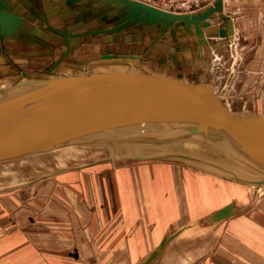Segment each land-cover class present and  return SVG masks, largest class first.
<instances>
[{
	"label": "water",
	"instance_id": "water-1",
	"mask_svg": "<svg viewBox=\"0 0 264 264\" xmlns=\"http://www.w3.org/2000/svg\"><path fill=\"white\" fill-rule=\"evenodd\" d=\"M33 1L38 5L42 2ZM58 1L72 14H76L74 9L89 12L84 18H73L76 25L84 22L89 29L91 20H97L105 26L104 30L83 33L70 31L73 28L48 27L65 39L66 56L72 52L71 45L77 46L91 35L107 33L117 37L125 32H139L140 40L143 35L153 36L152 47L161 57V64L179 67L197 51L202 56L204 47L210 42L219 40L220 44L229 46L236 37L235 22L227 13L224 0H215L209 8L192 14L166 12L139 0ZM34 21L30 12H23L20 3L0 0V43L11 38L21 40L24 36H34L33 26H27L30 22L35 25ZM109 22L110 28L107 27ZM192 38H195L193 44ZM169 42L175 46L166 52L165 44ZM115 58L139 60L134 52ZM62 60L45 71L47 75H29L23 82L0 89V160L119 134H135L124 131L129 125L147 123L155 127L149 130L152 133L187 136L219 146L249 174L176 154L139 159L178 160L224 179L264 185V115L222 109L207 87L203 92V83L194 87L181 73L175 76L155 72L141 75L119 69L90 77L53 78L55 75L52 74L60 69ZM201 96L206 102L200 100ZM143 133L149 132H136ZM234 212L235 203L231 202L211 214L209 223L227 220ZM178 233L163 238L138 264H158L170 244L179 237Z\"/></svg>",
	"mask_w": 264,
	"mask_h": 264
},
{
	"label": "crops",
	"instance_id": "crops-1",
	"mask_svg": "<svg viewBox=\"0 0 264 264\" xmlns=\"http://www.w3.org/2000/svg\"><path fill=\"white\" fill-rule=\"evenodd\" d=\"M10 1L20 3L23 12H30L37 27L27 23L35 29L34 36L5 41L8 51L18 48L12 47L14 43L31 47L35 53L43 50L30 38H41L65 51L66 46L51 35L46 22L52 19L49 24L57 30L76 31L86 25H76L72 16H65L58 0H42L39 5L33 0ZM244 1L258 2V6L253 5L258 8L247 5L248 11L242 13L248 15L247 19L234 11V2L224 0L235 22L236 37L231 46L236 50L240 34H250L245 27L253 26L252 17L257 16L264 35V0ZM5 59L1 54L0 61ZM231 75L234 84L236 71ZM204 80L201 78L198 84H204ZM205 85L215 88L208 82ZM140 173L143 184L131 191L109 173H102L87 175V180L79 182L52 180L31 192L1 198L0 264H138L163 238L178 231L179 237L158 264H264V199L250 197L247 202L237 203L232 198L213 206L203 203L202 196L198 200L191 179L196 175L189 170L176 169L161 175L152 170ZM231 202L235 203L232 217L209 223L211 214Z\"/></svg>",
	"mask_w": 264,
	"mask_h": 264
},
{
	"label": "rangeland",
	"instance_id": "rangeland-1",
	"mask_svg": "<svg viewBox=\"0 0 264 264\" xmlns=\"http://www.w3.org/2000/svg\"><path fill=\"white\" fill-rule=\"evenodd\" d=\"M231 2L235 4L233 7L234 11L242 15L245 19H247L248 15L242 13L248 11L249 6L247 5L249 4L250 7H254V4L258 6V2L254 1L230 0V3ZM262 4H264V2H262ZM65 12L67 13L65 15L67 17L70 15L72 17L74 16L71 11ZM74 12H76V9H74ZM39 15L44 21L43 12H40ZM252 18L254 19L253 26H250V28L245 27L246 31H250V34H240L236 44L237 50L231 45H222L220 41L217 40L204 47L202 56H200V52L197 51L188 57L185 65L179 67H175L174 64L169 66L161 64V57L156 54L154 47H152L153 36L151 35H143L141 40L138 38L139 32L136 34L125 32L122 36L117 34V37L113 35H92L89 38H84L80 44L75 46L60 69L55 71V74L52 75H55L53 78H60V76L90 77L95 74L119 69H126L129 72L141 75L155 72L175 76L181 73L183 74V79L194 87L199 86L198 81L201 78L205 79V82L213 84L215 88L209 87V91L216 97V104L222 109L232 112L264 115V35L263 32L259 30L257 16ZM49 22L51 24L53 20L49 19ZM95 23H97V25ZM95 23L91 24L90 22L89 29L86 25L79 29L91 30L92 28H97L98 25L99 27L104 26L97 21ZM110 24V22L107 23L108 28L111 27ZM106 37L109 38V40L111 38V43L109 41L107 42ZM30 40L43 47V50L39 49L35 53L32 51L31 47L19 46L14 43L15 45L12 47L18 48L14 50L10 48L9 51L7 50L9 58L7 57L3 62L0 61V89L19 82L24 78H29V75H47L45 74V71L49 70L47 67L64 52L62 48L50 50L48 44L41 38H30ZM194 41L195 38H192V44ZM28 43L30 42L28 41ZM174 46L172 42L166 43V52ZM149 51L150 53L147 54ZM133 52L139 56V60L129 59L128 61H123L121 58H115L117 55L122 54L130 56ZM238 55L240 57L237 59L236 57ZM234 71H236V77H234L235 80L233 84L230 81L233 78L231 73ZM22 72L24 73L22 74ZM32 78L33 77L30 79ZM205 82L203 92L206 91ZM200 100L206 102L203 96L200 97ZM216 104H214V106L217 107ZM37 155L39 156H33V158L23 156L25 160L23 159L21 162L27 161L31 163L26 167L25 171L27 173L46 171L56 165L55 161L61 159L68 160L69 158L72 159L76 156V158H78V156H80L70 151L55 150L54 148L47 149L45 152H38ZM11 162L12 161L2 162L0 164V187L20 181L23 178L21 174H5L13 168L15 163ZM148 168H151L150 170H152L155 175L169 173L171 170L176 169H186L193 172L196 178H190L194 182L193 186L198 190V200L202 196L204 197L203 203L213 206H217L223 201L232 198L239 201L237 194L248 201L250 198L249 193L253 189V186H249V184H242L231 180L224 181L225 179L210 176L209 178H211V181H206L205 178H203L206 184L204 181L199 183L200 176L198 172L200 171L178 162L122 161L43 180L27 188L9 192L8 194H0V199L10 197L21 191L31 192L38 187L46 185L52 180L66 183H70L74 180L75 182H79L81 180H87V175L97 176L102 173H109V175L114 178V181L121 183L123 187H125L126 191H131L135 185L138 184L140 186L143 184L140 171L146 172L147 174V171H150ZM213 180L221 182H219L218 186L220 193L218 196H220V198L216 195L217 192L214 187L216 183L213 182ZM222 182L226 183L223 185ZM155 184L157 187L159 183L156 182ZM200 191L204 193L201 194ZM259 193L256 192V199L263 200L264 191ZM243 199L241 202H246Z\"/></svg>",
	"mask_w": 264,
	"mask_h": 264
},
{
	"label": "bare ground",
	"instance_id": "bare-ground-1",
	"mask_svg": "<svg viewBox=\"0 0 264 264\" xmlns=\"http://www.w3.org/2000/svg\"><path fill=\"white\" fill-rule=\"evenodd\" d=\"M48 24L49 22H46V25L50 27V24L49 25ZM49 31L50 32L52 31L53 33H51V35L55 34L57 39H59V41L63 45L66 46V49H68L67 45L65 44V39L62 36L56 34L53 30L49 29ZM72 31H75V28H73ZM71 46H72V51H73L74 46L73 45ZM25 80L26 78L22 79L20 82H23ZM127 128L128 130L124 131L125 133L133 132L135 134H126V135L119 134L117 136H113L110 138H103V139L88 141L84 143L69 144L65 146L55 147L54 148L55 150L70 151L72 153L79 154L80 156H78V158H76L77 157L76 156L72 159L69 158L68 160L61 159V160L55 161L56 165H54L51 169H48L46 171L27 173L25 171L26 167L31 163L27 161L25 162H21V161H23V159L25 160V157H28V158H33V156L37 157L39 156L37 155L38 152H45L47 149L41 150V151L30 152V153L22 154L19 156H14V157L0 160V164L2 162H8V161H12L13 163H15L13 165V168L10 169V171H8L5 174H10V175L21 174L23 176V178L20 181L13 182L9 185L0 187V194H7L9 192L27 188V187L37 184L40 181L51 179L57 176H64V174H67V173L78 172V171L86 170L89 168H94V167L108 165V164H114V163L122 162V161L178 162V163H182L186 166L195 168L196 170L200 171L198 172L200 176L199 183L203 181L205 183V180L211 181V178H209V176L214 177V178L218 177V178L224 179L220 175H217L215 173L209 172L207 170L198 168L196 166H193L191 164L178 161V160H171V159L142 160V159H139L144 156L159 155V154H165V153L201 159L203 161H207L210 163H214V164L222 165L225 167H229L231 169L238 170L241 173L249 174V171L244 166H242L232 157L227 155L222 148H220L219 146H215L207 141L196 140V139H193L187 136H174V135H170L166 133H154V132L152 133L150 131L153 130L155 127L152 126L151 124L148 125L147 123L145 124L140 123L138 125L137 124L129 125L127 126ZM136 132L137 133L138 132H149V133L148 134H145V133L136 134ZM132 157H135V158H132ZM203 178H205V180ZM226 180L228 179H225L224 181ZM213 182L216 183L214 185V187L216 188L215 190L217 192L216 195L217 197L220 198V196H218V194L220 195L219 190H218L220 181L218 182L217 180H213ZM251 186H253V189L251 190L249 194H250V197H252L253 199H255L256 197V192L262 193L264 191V185H261V186L251 185ZM200 193L203 194L204 192L200 191ZM237 196L239 197V201L238 200H234V201H236L237 203H243L244 201L241 202L243 198L239 194H237ZM221 205H224V204H221Z\"/></svg>",
	"mask_w": 264,
	"mask_h": 264
},
{
	"label": "built area",
	"instance_id": "built-area-1",
	"mask_svg": "<svg viewBox=\"0 0 264 264\" xmlns=\"http://www.w3.org/2000/svg\"><path fill=\"white\" fill-rule=\"evenodd\" d=\"M166 12L192 14L212 6L215 0H139Z\"/></svg>",
	"mask_w": 264,
	"mask_h": 264
},
{
	"label": "flooded vegetation",
	"instance_id": "flooded-vegetation-1",
	"mask_svg": "<svg viewBox=\"0 0 264 264\" xmlns=\"http://www.w3.org/2000/svg\"><path fill=\"white\" fill-rule=\"evenodd\" d=\"M93 12V11H92ZM89 14V12L87 11V10H82V11H78V10H76V14H74V18L75 17H77V18H84V16L85 15H88ZM69 17H71V15L69 16ZM93 21V22H92ZM97 20H91V24L92 23H95ZM96 25H97V23H95ZM94 25V24H93ZM82 26H84V25H82ZM35 27H37V25H35ZM48 28V27H47ZM105 29V27L104 26H101V27H99V25H98V27L97 28H92L91 30H89V31H94V30H104ZM89 31H87V30H83V29H79V30H76V31H74L75 33H83V32H89ZM96 35H98V34H96ZM102 35H111V34H107V33H105V34H102ZM92 36V35H91ZM46 44H48V46H49V48H50V50H55V49H57V48H59L57 45H55L54 43H49V42H45ZM7 50H8V46H7V43L6 42H1L0 43V55L1 54H3V55H5V58H7L9 55H8V53H7ZM66 52H67V49H66V51H64L63 52V54L61 55V56H59L57 59H55L47 68L48 69H51L53 66H55L56 64H57V62H59L60 60H62L61 62H60V64L59 65H62L64 62H65V60L68 58V56H66ZM175 53H177V51H175ZM9 58V57H8ZM24 72H22V74H23Z\"/></svg>",
	"mask_w": 264,
	"mask_h": 264
}]
</instances>
